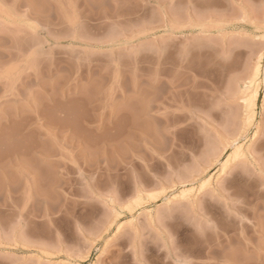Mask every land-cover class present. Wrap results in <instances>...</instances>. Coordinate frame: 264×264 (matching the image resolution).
<instances>
[{
	"label": "rangeland",
	"instance_id": "obj_1",
	"mask_svg": "<svg viewBox=\"0 0 264 264\" xmlns=\"http://www.w3.org/2000/svg\"><path fill=\"white\" fill-rule=\"evenodd\" d=\"M0 264H264V0H0Z\"/></svg>",
	"mask_w": 264,
	"mask_h": 264
},
{
	"label": "bare ground",
	"instance_id": "obj_2",
	"mask_svg": "<svg viewBox=\"0 0 264 264\" xmlns=\"http://www.w3.org/2000/svg\"><path fill=\"white\" fill-rule=\"evenodd\" d=\"M259 68H260V67H259ZM259 68H258V69H259ZM258 72H259V71H258ZM258 72H257V73H258ZM255 73H256V72H255ZM255 76H256V75H255ZM256 77H257V76H256ZM249 86H251V85H249ZM244 91H245V90H244ZM254 92H255V91H254ZM256 93H257V92H256ZM253 96H254V95H252V97H253ZM252 97H250V99H248V101L245 99L246 102L248 103V104H246V103H245V104H246V106H248V107H245L246 110H244V112H246V113L248 114V116H249L248 119H247L249 123H250L251 120L253 119V116H252V115H249V114H251V111H250V110H252L251 108H254L255 105H256V104H255L254 106L252 105L253 100H254V98H255V97H254L253 100H252ZM248 98H249V97H248ZM255 100H256V99H255ZM254 103H255V102H254ZM252 106H253V107H252ZM224 168H225V167H224ZM222 170H223V172H225L224 169H222Z\"/></svg>",
	"mask_w": 264,
	"mask_h": 264
}]
</instances>
